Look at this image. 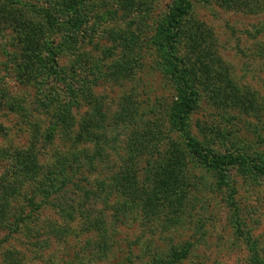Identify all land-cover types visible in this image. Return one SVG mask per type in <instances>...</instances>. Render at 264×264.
Here are the masks:
<instances>
[{"label":"rangeland","instance_id":"374dc122","mask_svg":"<svg viewBox=\"0 0 264 264\" xmlns=\"http://www.w3.org/2000/svg\"><path fill=\"white\" fill-rule=\"evenodd\" d=\"M190 1L173 52L159 43L176 0H0V19L27 24L0 31V214H32L0 264H264V0ZM193 24L239 102L189 81L183 127L163 64L189 54ZM175 147L183 198L147 213L120 188L123 167L142 181ZM197 148L238 160L214 168ZM32 161L45 176L21 171ZM67 167L76 185L48 199Z\"/></svg>","mask_w":264,"mask_h":264},{"label":"trees","instance_id":"16d2710c","mask_svg":"<svg viewBox=\"0 0 264 264\" xmlns=\"http://www.w3.org/2000/svg\"><path fill=\"white\" fill-rule=\"evenodd\" d=\"M190 9V0H176V3L171 8L166 20L165 28L163 29V33L165 32L166 34L167 42H165L163 38V40L159 43L163 50L171 48L173 52H176L177 37L180 36L183 19L190 12ZM5 22H9V25L13 26L15 29L18 28V32L19 30L21 32V30L27 26V24H25V22L20 18V14L17 13H11L6 19H0V31L2 30V23ZM201 26L202 25L198 26L193 24L190 27L192 31L188 34L189 54L180 59L178 57H173L177 61L176 64H172L170 59H167L165 64H163L165 74H167L170 78V88L174 91V94L167 105V109L170 112V119L173 120L174 125H182L184 127L187 115L196 107L197 97L194 95L196 88L194 90L191 84L187 83L189 81L191 83L204 82L209 85L211 94L215 95L218 99L216 102L223 105H237L239 102L238 97L231 94L229 86L225 83L223 77L219 74L216 76L212 75L211 67L212 64L219 63L217 59L218 57L213 54V51H211L210 48L204 46L206 37L205 34H203L204 30H202ZM26 40L30 45L35 44L34 37H27ZM39 45L40 44H38V46ZM212 79L213 81H216V85H212V82L210 83ZM189 146H193V143L191 142ZM193 148L196 147L193 146ZM176 150V147L175 149H171L169 152L170 155L166 158L159 154V158L157 157L154 161L155 163L153 162L154 165H147V167H144L142 181L139 180L133 170L125 172L123 167V171L121 173L123 181L121 182L120 188H122V191H124L132 199L133 203H138L140 205L144 204L143 208L146 209L147 213H153V209L157 211L168 210L173 206L175 207L174 203H180L183 198L182 195H179L178 190V188L181 187L179 182L181 179L179 169L183 163V156L177 158L175 161L173 158ZM193 152L196 155L205 158V161L214 168L232 165L238 160L237 158H229L225 156L213 157L212 159H209L208 155L202 153V151L198 148L193 149ZM157 153L160 152L158 151ZM20 167L22 168L21 171H23L26 176L32 173L35 179L45 176L43 169L33 161L29 164H23ZM34 168L39 171H35ZM32 169L34 170L33 172ZM71 170L72 167H67L66 171L59 170V172H57L59 178H54L56 184L46 192V197L48 199L59 195L60 193L65 194L68 190V187L66 186H69L70 184L73 186L76 185L73 179H75L74 176L77 172L73 169L71 173ZM29 179L32 180V178ZM8 189L11 191L13 186H9ZM28 202L35 203L33 199H30ZM61 209H63V207ZM37 210H40L39 206ZM4 214H0V230L9 229V233L5 234L3 239L0 240V248L2 247V243L8 242L12 239V234L20 233L22 224H24L26 220H31L32 218V214L29 213L25 215L23 213H14V217L12 216L14 221H12L11 216L7 217ZM143 220L144 219L142 218L140 219L141 222Z\"/></svg>","mask_w":264,"mask_h":264}]
</instances>
